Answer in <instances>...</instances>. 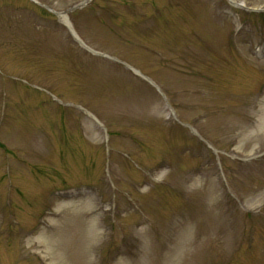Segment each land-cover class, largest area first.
<instances>
[{
    "label": "rangeland",
    "instance_id": "obj_1",
    "mask_svg": "<svg viewBox=\"0 0 264 264\" xmlns=\"http://www.w3.org/2000/svg\"><path fill=\"white\" fill-rule=\"evenodd\" d=\"M34 1L0 0V264H264V0Z\"/></svg>",
    "mask_w": 264,
    "mask_h": 264
},
{
    "label": "water",
    "instance_id": "obj_2",
    "mask_svg": "<svg viewBox=\"0 0 264 264\" xmlns=\"http://www.w3.org/2000/svg\"><path fill=\"white\" fill-rule=\"evenodd\" d=\"M33 1V0H32ZM90 2V0H85L83 1L82 3L78 4V5H75L73 7H71L70 9L66 10L64 12V14H67L68 12H71V11H74L75 9H81L83 8L86 4H88ZM235 5V4H234ZM57 15V13H55Z\"/></svg>",
    "mask_w": 264,
    "mask_h": 264
},
{
    "label": "bare ground",
    "instance_id": "obj_3",
    "mask_svg": "<svg viewBox=\"0 0 264 264\" xmlns=\"http://www.w3.org/2000/svg\"><path fill=\"white\" fill-rule=\"evenodd\" d=\"M232 4H234V3L232 2ZM60 21H61L63 24L68 25V26H69V29H70V25H69L68 20H67V17H66L65 15H60ZM70 30H71V29H70Z\"/></svg>",
    "mask_w": 264,
    "mask_h": 264
},
{
    "label": "trees",
    "instance_id": "obj_4",
    "mask_svg": "<svg viewBox=\"0 0 264 264\" xmlns=\"http://www.w3.org/2000/svg\"><path fill=\"white\" fill-rule=\"evenodd\" d=\"M260 17H262V14H260Z\"/></svg>",
    "mask_w": 264,
    "mask_h": 264
}]
</instances>
